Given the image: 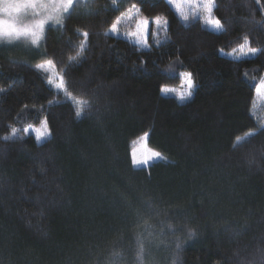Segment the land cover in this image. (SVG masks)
I'll use <instances>...</instances> for the list:
<instances>
[{"label":"trees","instance_id":"1","mask_svg":"<svg viewBox=\"0 0 264 264\" xmlns=\"http://www.w3.org/2000/svg\"><path fill=\"white\" fill-rule=\"evenodd\" d=\"M215 3L223 33L198 20L185 26L164 0H124L119 11L92 0L63 28H48L28 59L0 49V138L44 116L52 133L41 144L33 134L0 139V264H113L114 252L117 264H138V237L144 264H264V124L254 110L264 54L235 60L218 51L244 35L264 48V26L250 22L262 13L254 0ZM132 4L148 19L164 17L169 39L157 45L151 30L149 50L106 36ZM78 28L90 34L87 50L69 66ZM46 59L91 103L90 115L78 120L47 84L35 68ZM186 71L197 84L190 100L160 92L179 90ZM145 133L165 159L134 169Z\"/></svg>","mask_w":264,"mask_h":264},{"label":"snow or ice","instance_id":"2","mask_svg":"<svg viewBox=\"0 0 264 264\" xmlns=\"http://www.w3.org/2000/svg\"><path fill=\"white\" fill-rule=\"evenodd\" d=\"M92 0H0V12L4 13L8 19L0 20V43H12L14 41L24 38L30 41L32 46L39 48L41 41L44 39V33L48 26L63 28L65 25V20L69 19L77 10V8L88 9L91 7ZM124 0H110L111 6L119 11V6ZM164 2L174 8L176 13L179 15L185 26L191 21H197L201 24V27L211 28L212 31L217 33H223L226 31L224 23L221 19L214 16V10L216 8L215 0H186V3L193 8L191 19L188 13L185 12L184 7L180 0H164ZM255 5L259 6L260 12L262 13L261 20L257 21L253 19L250 21L254 24H260L264 26V0H254ZM31 10L32 19L28 23H23L17 26V21L21 17ZM255 15V9L250 10ZM136 13L139 18L136 20L135 30L127 33H123L130 40H134L135 44L139 46L140 49H151L148 43V33H149V19L145 16H140V9L137 8L136 4H132L126 12L121 13L116 16L115 19L108 25L105 35H118L119 25L122 19H131L132 14ZM157 29L164 33L163 37H158L156 32L153 31L152 36L155 43L159 45L161 40L167 41L168 31V21L162 16H155L152 21ZM76 34L82 39L77 47L76 55L69 57V66L79 63L83 57V53L87 50L89 32L82 29H76ZM221 55L231 57L235 60H240L241 58H246L249 56L257 57L259 54H264V48L253 47L252 41L248 35L242 37V42L238 44L237 47L231 48V51H225V49H218ZM175 63H182L177 58ZM35 68L39 71L49 74L47 78V84L54 86L58 92H62L66 95V98L71 101L75 108V116L78 120L85 118L91 114L92 105L89 101L78 98L73 95L71 91L68 90V86L64 75L59 71H56V64L53 59H46L41 63L35 65ZM172 69V63L169 64L168 70ZM247 76V73H245ZM181 81L180 90L176 88L169 87L167 85L160 86V92L164 95L169 93L176 94L180 101L190 100L197 84L193 78L191 72H183L179 75ZM2 91V90H0ZM254 93L260 96H264V77H261L259 83L254 85ZM53 102L50 101L51 105ZM25 107H27L25 105ZM21 131L23 135H21ZM30 133L34 134L35 140L38 144L45 142L51 138V128L49 125V120L47 116L40 119L39 125H28L27 127L21 129L15 126L9 125L8 134L4 135L2 139L4 142H16L18 140H23L25 136ZM254 135V133H249V136ZM148 133L140 137L141 142V152L137 156V149H133L131 152V164L134 169H148L152 164L160 159H165L159 151L150 149L147 146L146 140ZM241 141H237L234 147H239ZM189 235H194V233L189 232ZM136 259L138 264H144L145 258V243L140 237L136 241ZM179 243H177V248ZM121 253H113V264H117V258L120 257Z\"/></svg>","mask_w":264,"mask_h":264},{"label":"rangeland","instance_id":"3","mask_svg":"<svg viewBox=\"0 0 264 264\" xmlns=\"http://www.w3.org/2000/svg\"><path fill=\"white\" fill-rule=\"evenodd\" d=\"M180 2L182 3V6L184 7L185 12L189 14L190 19H191L193 8L189 4L186 3V0H180ZM139 15L141 16V14H139ZM138 18H139V16L136 13H133L131 19H122L120 25L118 26L119 27V32L121 34H118V35H115V36L122 37L124 39L130 40L125 35H123V33L134 31L135 30L136 20ZM5 19H8V17L5 16L4 13L0 12V20H5ZM31 19H32L31 10H29L27 14L23 15L21 17V19L19 21H17V26H20L23 23H28V22H30ZM152 21H153V19H149L148 38H149L151 30L155 31L158 37H161V36L163 37V32L160 31L159 29H157L156 25ZM48 28H56V27L48 26L46 28V30H45L44 37H45L46 31H47ZM208 29H210L212 31L211 28H208ZM0 39H2V38H0ZM130 41L135 43L134 40H130ZM43 42H44V39L41 41L39 48H37L35 46H32L30 41H27L24 38H21L20 40L14 41L12 43H0V49H2V51L4 53H11V52L14 51L15 54H18V56H24L25 58H27V57L31 56L29 53H33V52L39 51L41 49V47H42ZM153 42H155V40H153ZM149 45H150V43H149ZM226 57H228V56H226ZM251 57L252 56H249V57H246V58H251ZM229 58H231V57H229ZM246 58H241V59H246ZM41 62H43V61L39 60L38 63H41ZM52 87L54 88V86H52ZM169 94L174 95V93H169ZM254 110L261 117L262 123L264 124V96H260V95L256 94V102H255V109ZM30 134H32V133H30ZM135 149H137V156H139L140 152L142 150L141 149V142L137 143Z\"/></svg>","mask_w":264,"mask_h":264}]
</instances>
